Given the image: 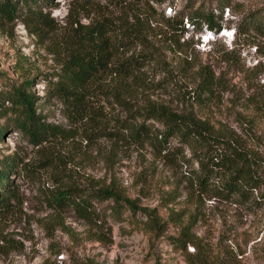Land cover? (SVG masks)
<instances>
[{
	"label": "rangeland",
	"instance_id": "rangeland-1",
	"mask_svg": "<svg viewBox=\"0 0 264 264\" xmlns=\"http://www.w3.org/2000/svg\"><path fill=\"white\" fill-rule=\"evenodd\" d=\"M231 1L234 6L230 10L225 7L223 12L217 0H166L153 4L158 12L164 10L168 15L182 9L190 13L199 5L213 9L222 22L218 33L205 25L196 29L191 24L184 34L190 39L188 54H193L195 61H210L228 84L226 92L214 100L212 110L203 112L212 114L213 120L227 121L243 133L249 144L264 151V111L254 109L248 97L253 88L247 89L240 79L244 74L240 69H252L258 61L264 69V30L258 31L250 23L253 13H264V0ZM113 8L110 5L111 11ZM43 9L50 10L61 24L69 13L71 19L79 17L86 23L93 15L76 5L75 0H47ZM239 16L245 18L242 27L249 28V32L238 31L231 38ZM185 22L187 27V16ZM69 26L62 25L52 35L40 36L23 16L0 19V89L11 77H17L13 71L17 53L28 57L38 108L46 121L59 129L57 136L39 143L29 141L14 124L0 136V164L2 159L17 154L23 165L30 166L25 169L21 163L10 173L16 195L10 210L0 213V264H43L47 259L52 264H264L263 197L199 194L188 178L192 169L198 167V160L177 138L170 143L172 148L180 146L173 160L159 140L138 143L128 130L120 138L102 135L101 128L113 126L116 116L133 118L113 98L100 97L101 107L82 118L50 95L48 79L59 69V53L64 52L59 44L55 50L52 41H57ZM207 36L208 41L204 39ZM159 42L165 64H147L137 81L131 82L129 100L140 108L159 104L175 109L189 107L197 78L195 62L190 55L186 60V53L177 45ZM140 48L122 46L117 54H130ZM228 50H232L230 63L216 56ZM259 77L264 81V72ZM115 82L109 76L104 87ZM254 115L255 120L250 121ZM8 119L0 116V124ZM148 123L164 130L156 119H149ZM68 184H112L133 205L125 202L121 213H113L112 199L94 200L100 218L87 221L73 208L58 211L47 203L55 189ZM172 209L183 213L180 222L169 219L158 235L143 229L149 212L156 211L165 219ZM192 212L194 242L184 247L171 237L179 234Z\"/></svg>",
	"mask_w": 264,
	"mask_h": 264
},
{
	"label": "trees",
	"instance_id": "trees-1",
	"mask_svg": "<svg viewBox=\"0 0 264 264\" xmlns=\"http://www.w3.org/2000/svg\"><path fill=\"white\" fill-rule=\"evenodd\" d=\"M44 1L47 0H0V19L23 16L26 24L40 36L52 35L62 25H70L61 37H57V41H52L55 50L57 44L64 48V52L59 53L62 56L59 69L48 79L52 97L68 108L71 107V112L82 118L101 107L103 101L100 97H111L133 118L116 116L113 126L101 128L102 135L120 138L128 130L129 136L138 143L159 140L162 148L167 149L166 155L173 157V160L180 146L172 148L170 143L173 138H177L180 144L189 147L198 160V167L192 169L188 178L199 194L227 198L257 195L264 198V151L249 144L243 133L227 121L213 120L212 114L203 112L211 111L214 100L226 92L228 84L223 80L224 74L218 72L210 61H195L193 54L186 51L190 39L185 38L184 34L191 24L196 29L204 28L205 25L212 32L220 31L222 22L216 18L213 9L199 5L190 13L182 9L168 15L164 10L158 12L153 4L166 0H75L76 5L93 13L92 16L89 13L91 19L87 23L82 22L79 17L71 19L69 13L64 18L65 23L61 24L51 15L50 10L43 9ZM217 1L221 12L225 7L230 10L234 6L231 0ZM141 4L144 9L140 7ZM110 5L114 7L112 11ZM115 11H118L116 15ZM186 16L189 21L187 27ZM243 19L239 16L240 22L234 28L235 35L238 31L249 32V28L242 27ZM250 19L256 30H264L262 10L253 13ZM159 41L177 45L179 50L186 53V60H189L190 55V60L195 62L197 78L191 91L193 100L189 107L175 109L159 104L140 108L132 106L129 100L133 92L131 82L137 81L144 67L153 61L165 64L166 56ZM133 45H140L141 48L130 54H117L122 46L130 48ZM231 52L228 50L216 56L229 62ZM29 65L28 57L18 52L13 65L17 77H11L0 89V116L9 118L0 124V136L10 124H14L29 141L39 143L57 136L59 129L56 124L46 121L38 108V95L32 89L33 73ZM240 71L244 72L239 76L242 83H245L247 89L253 88L248 95L249 101L253 103L254 109L263 112L264 81H261L259 75L264 69L261 63L258 61L252 69L242 68ZM109 76L116 82L106 88L104 81ZM6 101L10 104H6ZM149 119H156L163 124L164 130L159 131L154 124L148 123ZM249 120H255V115ZM22 161L17 154L1 160L0 213L7 212L12 206L11 200L16 192L10 173ZM23 164L22 168L30 169V166ZM105 199L113 200V213H121L125 202L129 206L133 205V201L112 184L96 187L63 185L47 197V203L58 211L73 208L82 218L92 221L100 216L93 205L94 200ZM168 214V218L163 219L156 211L149 212L143 229L158 235L163 232L169 219L175 222L183 219V213L174 209ZM193 214L182 224L179 234L171 237L176 244L186 247L188 242H194L191 232ZM43 264L52 263H48L47 259Z\"/></svg>",
	"mask_w": 264,
	"mask_h": 264
},
{
	"label": "clouds",
	"instance_id": "clouds-1",
	"mask_svg": "<svg viewBox=\"0 0 264 264\" xmlns=\"http://www.w3.org/2000/svg\"><path fill=\"white\" fill-rule=\"evenodd\" d=\"M232 36H233V38L235 37V30H234V32L232 33Z\"/></svg>",
	"mask_w": 264,
	"mask_h": 264
},
{
	"label": "bare ground",
	"instance_id": "bare-ground-1",
	"mask_svg": "<svg viewBox=\"0 0 264 264\" xmlns=\"http://www.w3.org/2000/svg\"><path fill=\"white\" fill-rule=\"evenodd\" d=\"M225 34V33H224Z\"/></svg>",
	"mask_w": 264,
	"mask_h": 264
}]
</instances>
